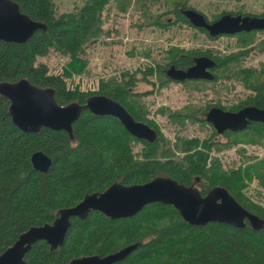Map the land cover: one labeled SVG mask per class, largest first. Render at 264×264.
Instances as JSON below:
<instances>
[{
	"label": "trees",
	"instance_id": "obj_1",
	"mask_svg": "<svg viewBox=\"0 0 264 264\" xmlns=\"http://www.w3.org/2000/svg\"><path fill=\"white\" fill-rule=\"evenodd\" d=\"M12 1L30 19L44 23L46 30H37L24 44L0 41V82L25 78L36 86L53 88L59 105L75 102L83 106L88 96L103 94L119 102L134 120L153 128L157 138L153 142L138 139L117 118L93 115L86 108L73 123L71 135L45 127L37 132H23L12 122L9 100L0 95V253L22 232L51 224L61 209L77 204L85 195L102 192L115 183L143 184L158 176L172 178L202 196L217 186L224 187L264 223V207L243 193L253 177L264 185V166L224 169L217 158H210L216 144L210 138L178 137L171 145L145 111L137 107L131 94L135 79L127 73L122 75V82L109 80L95 93L66 87L65 78L85 70L84 45L100 33L102 12L110 0H86L79 9L60 14L56 13L55 0ZM185 4L182 0L173 2L174 21L190 24L183 11L192 7ZM225 13L239 14L223 12L217 18ZM156 22L161 26L169 24L158 22V18ZM197 29L214 38L203 28ZM50 49L69 59L60 74H49L47 66L37 62ZM172 49L168 62L148 67L144 74L159 71L165 81H170L164 75L169 65L185 69L192 65L194 56L205 55L216 63L211 82L217 80L219 71L239 74L246 88L256 90L255 97L246 98L230 110L244 104L264 109V80L254 79L248 68H237L235 54L215 56L208 50L196 49H182L181 54L180 49ZM180 115L183 116L177 112L174 117ZM184 117L192 118L189 114ZM256 127L264 129V124L252 123L245 130ZM243 131H228L224 136H239ZM213 135L217 134L213 131ZM134 144H140L138 152L134 151ZM36 151L51 159L46 172L35 169L31 163V155ZM129 245L136 248L113 264H264V224L259 229L252 228L247 221L243 228L220 222L194 226L185 222L173 206L159 202L120 219L91 211L85 218L70 219L61 246L53 249L45 241L33 244L23 264H69L83 257H103Z\"/></svg>",
	"mask_w": 264,
	"mask_h": 264
},
{
	"label": "rangeland",
	"instance_id": "obj_2",
	"mask_svg": "<svg viewBox=\"0 0 264 264\" xmlns=\"http://www.w3.org/2000/svg\"><path fill=\"white\" fill-rule=\"evenodd\" d=\"M85 1L55 0L56 13L77 10ZM174 1L110 0L102 12L100 33L84 45L85 70L65 78L66 87L95 93L109 80L122 82V75L127 73L135 79L131 94L137 107L145 111L146 117L156 124L171 145L178 137L210 138L216 143L211 148L210 158H217L224 169L240 165L264 166L263 128H248L239 136L213 135L215 130L205 120L204 111L208 106L230 107L249 97L252 88L243 85L239 74L226 75L219 71L213 82L177 83L165 81L159 71L143 72L148 67L156 68L168 62L172 48L180 49L181 54L184 53L182 49H196L208 50L215 56L235 54L237 68H248L254 79L264 80V30L211 38L191 24L174 21ZM182 1L210 21L223 12L264 14V0ZM157 18L158 22L169 24L161 26L157 24ZM68 60L54 49L37 58L38 63L47 66L49 74H60ZM177 112L183 116L174 117ZM186 114L192 118L184 117ZM140 148V144L133 146L135 152ZM243 193L264 207V185L258 177L248 182Z\"/></svg>",
	"mask_w": 264,
	"mask_h": 264
},
{
	"label": "water",
	"instance_id": "obj_3",
	"mask_svg": "<svg viewBox=\"0 0 264 264\" xmlns=\"http://www.w3.org/2000/svg\"><path fill=\"white\" fill-rule=\"evenodd\" d=\"M183 13L192 26L203 28L212 37L264 30V16L225 13L208 22L195 9L187 8ZM37 30H46V25L30 19L14 1L0 0V41L24 44ZM215 65L212 58L200 55L193 57V64L185 69L170 65L165 74L168 79L180 82L211 81ZM0 95L9 100L12 122L23 132H37L45 127L64 130L71 135L73 123L86 108L93 115L117 118L138 139L153 142L157 138L153 128L134 120L119 102L103 94L88 96L83 106L75 102L59 105L54 98L53 88L39 87L21 78L13 82H0ZM205 119L217 133L243 131L252 122L264 124V109L245 106L232 112L212 107ZM30 159L33 167L41 172H46L51 164V159L42 151L34 152ZM154 202L173 206L185 222L194 226L220 222L243 228L247 221L252 228L259 229L264 224L255 214L242 207L224 187L217 186L202 196L194 188L183 186L172 178L158 176L143 184L125 186L115 183L102 192L85 195L77 204L61 209L51 224L30 227L22 232L12 245L0 253V264H23L25 254L38 241H45L53 249L61 246L72 217L82 219L91 211H99L110 219L127 218ZM135 248L136 245H129L103 257H83L69 264H113L124 259Z\"/></svg>",
	"mask_w": 264,
	"mask_h": 264
},
{
	"label": "flooded vegetation",
	"instance_id": "obj_4",
	"mask_svg": "<svg viewBox=\"0 0 264 264\" xmlns=\"http://www.w3.org/2000/svg\"><path fill=\"white\" fill-rule=\"evenodd\" d=\"M239 14H242L243 16L244 15H252V14H243V13H239ZM233 15H236V14H233ZM258 16H264V15H258ZM258 31H262V30H258ZM251 32H257V31H251ZM243 33V32H242ZM249 33V32H248ZM237 34H241V33H237ZM234 35H236V34H234ZM218 36H220V35H218ZM195 57V56H194ZM193 64V63H192ZM170 66V65H169ZM168 66V67H169ZM167 67V68H168ZM166 68V69H167ZM178 68V67H177ZM166 69L164 70V71H166ZM164 74H165V72H164ZM165 76H166V74H165ZM166 78H168L167 76H166ZM214 79V78H213ZM212 79V80H213ZM170 80V79H169ZM171 82L173 81V82H177V83H183V82H193V81H207V80H202V79H200V80H184V81H182V82H180V81H174V80H170ZM250 92H251V94L249 95V98H253V97H255L256 96V90H255V88H252V89H250ZM248 98V97H247ZM223 105H220V106H217V104H213V105H210V106H208L207 108H206V110L204 111V116L206 115V113L208 112V110L210 109V108H212V107H219V108H221V109H223V110H226V111H232V112H235V111H238L239 109H241V108H243V107H245V106H255V107H257L256 105H253V104H244V105H242L240 108H238L237 110H230V108H233V107H235V106H237V105H232V106H230V107H225V106H223ZM257 108H260V107H257ZM260 109H262V108H260ZM206 120V119H205ZM209 123V122H208ZM252 123H256V122H252ZM252 123H250V125L252 124ZM210 124V123H209ZM211 125V124H210ZM212 126V125H211ZM213 127V126H212ZM214 129V128H213ZM215 130V129H214ZM229 130H226V131H224L223 133H217L216 132V130H215V132H216V134H219V135H224V133L225 132H228ZM229 132H231V131H229Z\"/></svg>",
	"mask_w": 264,
	"mask_h": 264
}]
</instances>
